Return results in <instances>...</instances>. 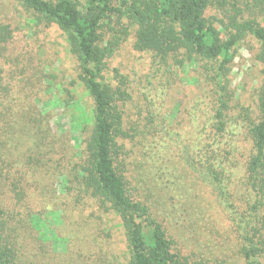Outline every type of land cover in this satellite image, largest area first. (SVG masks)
Masks as SVG:
<instances>
[{
	"label": "trees",
	"instance_id": "16d2710c",
	"mask_svg": "<svg viewBox=\"0 0 264 264\" xmlns=\"http://www.w3.org/2000/svg\"><path fill=\"white\" fill-rule=\"evenodd\" d=\"M15 1L35 25L63 32L79 84L93 101L88 107L72 98L63 102L77 113L70 126L82 137L80 163L60 177L67 191L78 189V202L88 197L120 222L125 250L103 264H206L181 253L169 225L178 215L174 188L190 191L184 173L225 211L242 261L264 264V0ZM13 26L0 20V199L5 190L21 197L27 176L45 168L55 153L49 111L21 97L27 94L19 77L35 78L42 59L22 48ZM248 38L259 43L255 58L262 79L252 101L241 104L229 75ZM128 47L151 58L145 86L122 60ZM180 84L195 91L189 126L164 112L165 97ZM54 88L48 84L62 104ZM170 165L175 181L163 171L169 175ZM199 203L182 209L187 224L200 227L206 209ZM48 215L58 221L57 211ZM50 216L32 215L31 224L51 233ZM1 225L7 222L0 219ZM9 245L0 234V264H22Z\"/></svg>",
	"mask_w": 264,
	"mask_h": 264
},
{
	"label": "rangeland",
	"instance_id": "374dc122",
	"mask_svg": "<svg viewBox=\"0 0 264 264\" xmlns=\"http://www.w3.org/2000/svg\"><path fill=\"white\" fill-rule=\"evenodd\" d=\"M30 17L15 0H0V20L3 23H13V29L22 48L35 51L42 59L38 61V68L36 67L41 73L36 74L35 78L32 75L19 77V82L23 81L22 84L26 86L24 91H20L26 92L27 98L22 95L21 97L27 105L39 108L45 106L49 111L55 153L51 156V161H46L45 168L27 176L28 184L22 183L24 192L21 197L3 191L5 198L0 199V209L3 212L0 213V219L6 221L7 225L0 226L2 231L0 234L5 243L6 240L9 241V246L16 252L17 259L22 264H103V261L111 258L113 254L121 255L125 250L124 231L120 222L88 197H83V201L78 202V189L73 187L67 191L63 178L60 177L62 172L69 173L80 163L78 154L82 137L72 131L70 126L71 118L77 113L73 107L64 106L63 102L72 98L77 100L74 104L88 107L93 101L79 84L77 62L69 53L63 32L57 26L50 28L37 26ZM259 21L264 26V20L260 18ZM258 48L259 43L248 38L238 50L237 57L231 65L229 77L232 89L236 93L235 101L241 96V104H249L252 101V96L262 79V65L255 58ZM150 59L149 55L136 54L131 47L122 55L125 66L130 70L135 69L137 73L134 80L137 79L139 82L143 78L142 86L146 85L145 76L150 71L148 67ZM20 70L26 71L21 68ZM195 75V71L189 72V76ZM49 83L55 86V94L61 98L62 104L55 102L54 94L48 89ZM194 97L195 91L192 86L182 84L175 86L170 96L165 97L164 112L170 110L168 113L171 111L176 113L178 121L189 126V120L191 121L189 117L191 118L195 112ZM170 116L172 119L175 118L172 114L169 118ZM180 132L182 135L185 134L182 129ZM187 136L185 134V137ZM175 138L174 134L169 137L173 145ZM131 146L132 144L129 145L130 151ZM137 151L135 148L134 153ZM172 151L173 156L177 155L175 149ZM161 164H164L163 160ZM168 167L169 175L166 168L163 171L168 180L175 181L171 173L176 171L171 165ZM176 168L183 170L179 163H176ZM18 169L23 171V166ZM183 175L190 183L187 186L190 191L185 195L174 188L172 202L174 201L176 207L174 209L178 211V215L171 217L169 221L178 249L185 256L195 254L199 261L200 258L201 261L204 259L206 264H223L222 261L226 264H245L238 252L237 235L223 208L216 203L215 197L208 189L195 188L192 176H186L185 173ZM147 182L148 185L151 183L149 176ZM198 199L206 209L205 216L199 222L200 227L187 224L184 220H190L183 217L182 210L186 204L190 205L194 201L198 203ZM53 211L59 213L58 221H54V217L48 215ZM35 214L41 217L50 216L53 221L51 233L46 234L44 228L31 224V217ZM53 235L58 236L60 241L56 242L52 238Z\"/></svg>",
	"mask_w": 264,
	"mask_h": 264
}]
</instances>
